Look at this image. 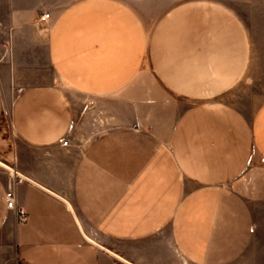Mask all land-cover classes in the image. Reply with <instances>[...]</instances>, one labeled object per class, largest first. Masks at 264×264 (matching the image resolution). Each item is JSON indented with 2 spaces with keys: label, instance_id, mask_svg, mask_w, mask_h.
Masks as SVG:
<instances>
[{
  "label": "crops",
  "instance_id": "1",
  "mask_svg": "<svg viewBox=\"0 0 264 264\" xmlns=\"http://www.w3.org/2000/svg\"><path fill=\"white\" fill-rule=\"evenodd\" d=\"M39 3L0 0L8 264H264V97L227 100L252 59L239 17L212 0L150 21L70 0L45 23ZM69 92L99 99L78 130ZM8 167L24 221L5 205Z\"/></svg>",
  "mask_w": 264,
  "mask_h": 264
},
{
  "label": "rangeland",
  "instance_id": "2",
  "mask_svg": "<svg viewBox=\"0 0 264 264\" xmlns=\"http://www.w3.org/2000/svg\"><path fill=\"white\" fill-rule=\"evenodd\" d=\"M34 1V0H33ZM70 0H39V12H47L49 21L51 16L59 7ZM144 20H153L160 12L170 5L184 0H123ZM217 1L232 12H234L245 26L251 44L252 59L250 60L248 71L244 75L240 87L230 95L227 100L242 108H247L250 104L257 103L264 97V0H212ZM45 22V23H46ZM36 23V24H35ZM36 27L44 30L45 25L34 20ZM7 41V48L4 42ZM11 43V44H10ZM12 51V35L0 29V58L9 56ZM72 106L74 107L75 129L80 127L79 119H83L89 114L95 118V107L98 105V97L68 93ZM98 113V112H97ZM94 121V120H93ZM92 121V122H93ZM251 246L244 254V261L252 262ZM251 256V257H250ZM12 255L0 253V264H8Z\"/></svg>",
  "mask_w": 264,
  "mask_h": 264
},
{
  "label": "built area",
  "instance_id": "3",
  "mask_svg": "<svg viewBox=\"0 0 264 264\" xmlns=\"http://www.w3.org/2000/svg\"><path fill=\"white\" fill-rule=\"evenodd\" d=\"M37 19L40 22H46L48 19V13L47 12L40 13ZM4 46L5 48L9 46L7 41L4 42ZM60 143L66 144V140H60ZM8 170L10 176V184H8L7 188L4 191L5 205L7 208L12 210L14 217L17 221H24L26 218L25 210L20 204L16 203L15 193L11 187L12 183L21 181L23 179V176H21L11 167H8Z\"/></svg>",
  "mask_w": 264,
  "mask_h": 264
}]
</instances>
